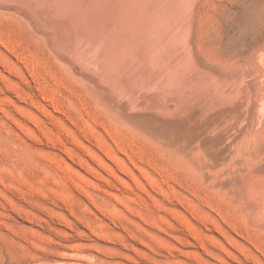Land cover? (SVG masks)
<instances>
[{
	"label": "rangeland",
	"instance_id": "1",
	"mask_svg": "<svg viewBox=\"0 0 264 264\" xmlns=\"http://www.w3.org/2000/svg\"><path fill=\"white\" fill-rule=\"evenodd\" d=\"M0 27V264H264V219L115 124Z\"/></svg>",
	"mask_w": 264,
	"mask_h": 264
},
{
	"label": "bare ground",
	"instance_id": "2",
	"mask_svg": "<svg viewBox=\"0 0 264 264\" xmlns=\"http://www.w3.org/2000/svg\"><path fill=\"white\" fill-rule=\"evenodd\" d=\"M0 20L95 109L263 222L264 0H0Z\"/></svg>",
	"mask_w": 264,
	"mask_h": 264
}]
</instances>
